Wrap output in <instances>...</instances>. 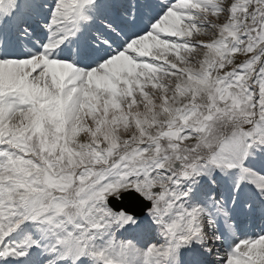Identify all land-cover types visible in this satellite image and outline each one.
<instances>
[{
	"label": "snow or ice",
	"instance_id": "1",
	"mask_svg": "<svg viewBox=\"0 0 264 264\" xmlns=\"http://www.w3.org/2000/svg\"><path fill=\"white\" fill-rule=\"evenodd\" d=\"M0 264H264V0H0Z\"/></svg>",
	"mask_w": 264,
	"mask_h": 264
}]
</instances>
